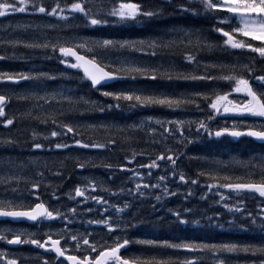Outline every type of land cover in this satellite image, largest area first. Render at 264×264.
<instances>
[{
    "label": "snow or ice",
    "instance_id": "1",
    "mask_svg": "<svg viewBox=\"0 0 264 264\" xmlns=\"http://www.w3.org/2000/svg\"><path fill=\"white\" fill-rule=\"evenodd\" d=\"M169 8L179 16L204 17L211 27L205 30L172 26L141 39L61 35L65 30L81 26L67 23L70 17L75 19L73 14L82 15L84 27L135 26L160 22L162 17L169 15ZM15 14L54 17L58 24L40 25L28 20L7 25L0 30V61L32 64L36 58L32 54L39 51L41 61L55 58L65 68L64 72L59 73L52 69L42 71L36 67H29L27 71L0 70V85L18 86L25 82L29 86L21 93L0 94V124L4 127L14 124L17 118L8 117L5 109L16 98L31 105L24 115L31 116L35 111L39 113L34 117L39 125L47 127L51 123L54 129L48 136L33 130L29 145L31 150L69 151L73 147L109 150L116 147L118 142H135L142 133L159 136L165 143L169 137L179 136L177 144L185 148L202 136L248 137L264 143V74L256 75L257 58L264 61V0H74L64 6L57 0L50 10L42 0H0V17L7 18ZM230 20L236 21L237 26L233 27ZM61 22L63 28L58 27ZM47 29L56 35H49ZM211 34H219L220 39L213 40ZM254 41L260 43L257 45ZM215 50H247L255 55L247 63H241L238 57L233 63L202 60L203 52ZM138 53L151 57L153 62L138 60ZM177 55L191 67V71L178 70L175 63ZM69 70H74L81 80L89 83L93 91L102 98H109L112 103L105 104L102 100L70 94L71 89L49 90L50 85L58 80L70 79ZM259 71L264 72V68ZM178 81L210 84L213 87L205 91L178 90ZM221 82H228L231 91L216 87ZM233 93L238 95L230 98ZM54 104L59 106L55 112L45 111ZM202 105H206L210 114L199 120L147 117L138 123L122 126L106 123L88 125L108 133L102 141L89 139L85 142L83 138H76L80 135L79 126L60 122L62 118H67L65 113L83 118L89 111L104 113L122 107L167 109L172 113H183L194 108L202 113ZM218 119H224L225 123L213 128L212 125ZM228 120L232 122L228 123ZM185 132L189 135L186 136ZM68 133L73 134L72 144L51 142L52 138L66 137ZM38 141L46 142L47 147L44 142ZM17 147L18 140L0 139V218H7L0 219V242L3 244L0 247V264H29L32 259L40 261V264H232L233 258L238 259L241 255L245 257V264H264V151L253 153L244 160L236 157L229 161L204 158V167L198 170L196 178L176 171L180 159L178 149L166 148L155 159L149 158L148 164L130 169L127 164L137 157L133 151L131 157L125 155L126 163L103 166L109 171L131 172L130 182L138 180L139 183H135L133 188H121L117 192L100 189L110 198H119L122 193H127L128 200L123 204H112L103 195L94 194L98 189L96 181L86 179L83 186H75L74 192L67 196L74 206L62 211L51 203L61 198L57 194L59 186L52 188L50 200L43 199L40 194L42 187L45 192L51 187L43 183L45 172L51 171L46 164L43 170L29 173L30 168L41 164L39 159L29 157L21 160L19 157L2 155ZM139 155L143 156V153ZM72 159L76 169L83 170L92 164L87 157ZM160 161L171 164L172 168L166 170L167 175L159 176L156 183H145L141 169H147L150 176L152 169H159ZM235 169H242L244 174L235 175ZM53 175L60 176L62 173ZM169 176L173 180L178 176L179 183L184 186L191 184L199 187L201 178L211 181L202 186L207 191L201 199L207 201L210 194L218 196L219 199L214 202L221 204L232 218L221 222L223 217L220 212L205 216L191 208H169L164 216H160L156 213L157 204L168 197L180 195L168 187ZM21 185L26 187L22 188ZM148 189H152L154 195L146 197ZM223 190H229V194ZM230 193L258 194L260 205L257 211H248L240 199L231 203ZM191 196L193 192L189 189L184 194V200L187 201ZM146 198L156 202L152 204L153 220H145L132 213L135 202ZM88 201L99 206L96 215L100 218L81 221V226L87 223L89 227H103L109 234V240H90L94 233L87 230L80 232L76 228V217L93 215V209L86 207ZM78 207H84L85 211L81 213ZM23 220L32 222L36 231L10 226L14 221ZM55 221H60L62 227L54 229L52 224ZM201 223L258 233L260 239L215 243L180 238H135L129 234L130 230L145 224L150 227H179ZM11 245H31L44 250L45 256L51 254L53 259H41L40 255L30 257L7 250ZM131 246H139V251L129 252ZM146 252L151 254L146 255ZM181 252L183 258L178 255Z\"/></svg>",
    "mask_w": 264,
    "mask_h": 264
},
{
    "label": "trees",
    "instance_id": "2",
    "mask_svg": "<svg viewBox=\"0 0 264 264\" xmlns=\"http://www.w3.org/2000/svg\"><path fill=\"white\" fill-rule=\"evenodd\" d=\"M39 2V0H38ZM46 7L50 8L57 3V0H42ZM61 6H64L66 3L74 2V0H59ZM169 15L162 17L161 21L158 23L150 24H137L135 26H117V27H84L83 26V17L81 14H73L75 19L72 17L69 18L67 23L69 25H81L79 28H73L72 30H65L63 35L69 36L78 34L83 37H105V38H116V39H141L147 36L153 35L157 30H163L172 26H180L185 28L193 29H205L211 27V24L204 17H193V16H179L176 13L172 12V9H168ZM31 20L33 23L41 24V22H50L54 21L53 18H48L44 16H30L27 14H15L9 16L6 19L0 18V24L5 22L8 24L13 23L16 25L18 23H23L25 21ZM229 23L234 26V21L230 20ZM6 26L0 25V30L4 29ZM64 24L62 23L60 28H63ZM228 30V29H226ZM213 40H219V34H211ZM259 44V43H255ZM220 50H215L212 52L205 51L201 54V58L204 62H213L214 57H221L222 61L225 63H233L239 55H246L245 50H233L231 52H218ZM36 58L32 64H25L20 61L8 62L0 61V70H9V71H27L29 67H36L42 71H48L49 69L54 70L55 72H64L65 68L61 64H57L51 61H41L39 56L41 53L37 51L32 54ZM255 54H251L253 56ZM138 60L143 61L144 63H152V58L147 55L136 54ZM213 57V58H211ZM159 60V57L156 58ZM258 59V58H257ZM58 62L57 59H53ZM259 63V59L256 61ZM41 65H40V64ZM50 63V64H49ZM175 63L180 71H191V67L187 66L185 62L182 61L179 55L175 58ZM258 69V67L256 66ZM262 67H260L261 69ZM262 74V72L260 71ZM217 73H213L216 75ZM257 74V75H261ZM70 79L67 80H58L57 82L50 85L49 90L53 89H71L72 93L77 96H85V98H90L92 100L103 101L105 104L112 103L109 98H102L98 92L93 91L89 83L81 80L80 76L74 71L69 70ZM165 83V82H161ZM179 85L178 90H189V91H205L209 87H213L210 84L203 83H187L184 81L176 82ZM220 84H223L221 82ZM218 86V85H217ZM28 84L21 82L18 86L12 84H3L0 85V93H21L24 89L28 88ZM9 106V116L16 117L14 124L8 127H4L0 124V139L12 138L19 141V147L15 148L11 152H5L2 155L12 156L13 158L19 157L21 160H26L29 157L37 158L41 161V164L35 168H30L29 173H33L36 170H43L44 165L51 170L50 172H45L44 184L50 185L51 187L45 192V189L42 187L39 191L43 199L50 200V193L52 188L59 186L57 189V194L61 197L58 201L62 203L61 210L64 208L73 207V203L67 198L69 193L74 192V188L77 185L83 186V182L86 179L94 180L97 182L98 189L94 193L95 195H103L105 199H109V202L112 204L120 203L123 204L125 200H128L127 193H122L119 198L112 197L105 192L100 191L101 188H107L110 192H117L121 188L129 189L133 188L135 183H139L138 180H131V172L112 170L109 171L106 169L103 164H112L114 166L126 163L124 157L128 155L131 157V153L135 151L137 153L136 159L127 164V167L130 169H136L139 165H146L150 162V159H155L157 155L161 152H164L166 148L178 149L180 153V159L177 161L176 171L183 172L186 176L190 178H196V173L201 167H204L202 160L204 158L209 159H219L221 161H229L232 157L239 158L241 160L247 159L253 153L259 154L264 151V144H259L249 138H231V137H220L217 139H204V137L195 140L191 145L185 147H179L176 139H169L167 142H163L159 136L152 137L145 134H140L136 137L135 142L131 144H121L117 143L116 147L109 150H92V149H80L78 147H73L69 151L65 150H54L52 152H38L31 150L29 145L31 142V134L33 130L42 136H48L50 131L54 130L51 123L47 127L39 125V122L34 119L39 113L33 111L31 116L24 115L28 112L31 105L25 102H22L16 98H13L10 101ZM58 105H52L50 108L45 111L55 112L58 108ZM204 111L207 115L209 114L206 105H202ZM80 111H84L81 109ZM189 113H196L194 108L189 109ZM173 113L167 109H129L127 107H122L120 109H111L104 113L99 111H89L86 112L83 118H80L78 115H69L65 113L67 118H62L61 123H70L74 127H78L80 133L76 138H83L85 142L89 139L91 140H103L105 139L108 133L98 129L90 128L88 125H98V124H115V125H125L138 123L145 120L147 117H169ZM197 114L200 112L197 111ZM210 141V142H209ZM44 142V141H38ZM51 142L55 143H73V134L68 133L66 137L61 138H52ZM45 147H47V143ZM193 145V146H192ZM150 149V150H149ZM162 150V151H161ZM156 151V152H155ZM159 151V152H158ZM143 153V156L139 155ZM87 157L90 158L92 164H90L86 169H76L73 164L74 157ZM68 157V159H65ZM191 157H200L201 159H190ZM159 169H152L151 175H148L147 169H141L142 174L144 175L145 183H156L157 178L162 175H167L166 170L171 169L172 165L160 161ZM231 171V169H229ZM61 172L62 175L56 176L53 173ZM244 172L242 169H235V175H243ZM211 181H206L205 179H200L201 186H192L188 184L184 186L179 183L178 176L173 180L169 176L168 187L172 191H178L180 195L174 197H168L162 203L157 204L156 213L160 216H164L167 209L171 208L173 210H182L184 208H191L195 212L203 213L205 216H212L216 212H220L223 220H230L232 218L231 214L227 212L226 209L222 207L221 204H217L214 201L218 200V196H213L210 194L207 201L201 199V196L204 192L207 191L206 188L202 186L205 183H210ZM21 187H26L21 185ZM191 189L193 196H191L187 201L184 200V194ZM229 194V191L225 192ZM154 195L152 189L146 190V197ZM231 203H236L238 199L244 201V207L248 211L255 213L260 205V199L257 195L243 194V193H230ZM54 201H51L53 203ZM156 203L152 199H143L137 200L135 202L136 206L132 209V213L138 215L140 218L145 220L155 219L153 213L152 204ZM87 208L93 209V215H82L79 219L80 221H87L92 218H100L96 215V210L98 205L94 204L91 201H88L86 204ZM81 213L85 211L84 207H78ZM240 214H237L239 216ZM127 218V217H126ZM191 219V217H189ZM81 226V224H80ZM83 226V225H82ZM81 226V227H82ZM98 229L97 227H95ZM120 233H116L119 235ZM135 238H160V239H187L195 241H205V242H248L253 240L260 239L258 233L243 232L235 228L217 227L214 225H209L206 223H201L200 225H181L179 227L175 226H165V227H150L147 224L138 227L137 229L130 230L129 233ZM139 246H131L129 252H138ZM151 253L146 252V255ZM181 258H183V252L178 253ZM232 264H245V257L241 255L238 259L233 258Z\"/></svg>",
    "mask_w": 264,
    "mask_h": 264
},
{
    "label": "rangeland",
    "instance_id": "3",
    "mask_svg": "<svg viewBox=\"0 0 264 264\" xmlns=\"http://www.w3.org/2000/svg\"><path fill=\"white\" fill-rule=\"evenodd\" d=\"M56 23H58L57 20H56ZM33 24H36V23H33ZM40 25H49V24H43L42 23ZM234 26H237V22L236 21H234ZM58 27H60V26L58 25ZM47 31H48V34L49 35H56V33L52 32L51 29H47ZM61 35H63V33H61ZM253 43H258V41L257 42L254 41ZM218 52H222V51H218ZM246 52H248V51L246 50ZM239 56H240L239 57V60H240L241 63H247L248 60H249V58L251 57V54L248 52V53H246V55H239ZM211 58H213V57H211ZM212 60H213V62L222 61L221 57H214ZM235 60H233V62ZM256 66L258 67V71L256 72V75L257 74H261L260 71H259V69H260V67L264 68V61L259 60V63L256 62ZM262 74H264V72H262ZM216 87H219V88L223 89L224 91H231V87L229 86L228 82H223V84H219L218 86L216 85ZM237 95L238 94L233 93L232 94V97H230V98H235ZM225 115H228V114H225ZM154 119H162V118H156V117H154ZM172 119L199 120V117L197 115V112L196 113H192V114L191 113H186V114H182V115H180L179 113L176 112V113H173L172 115H170V118H165L164 120H172ZM142 120H143V118H142ZM222 120H224V119H220V121H221L220 122V125H223L225 123V122H222ZM231 122H232L231 120H228V123H231ZM216 127L217 126H215V128ZM185 135L188 136L189 133L188 132H185ZM169 138L172 139L173 137H169ZM205 139H217V138H215V137L207 138L205 136Z\"/></svg>",
    "mask_w": 264,
    "mask_h": 264
},
{
    "label": "flooded vegetation",
    "instance_id": "4",
    "mask_svg": "<svg viewBox=\"0 0 264 264\" xmlns=\"http://www.w3.org/2000/svg\"><path fill=\"white\" fill-rule=\"evenodd\" d=\"M36 229L34 228V231H35ZM16 248V247H15ZM36 252H39V253H43V254H41V256L43 257V258H47V259H50L51 260V258H53V256L51 255V254H48L47 256H45V254H44V250H39V249H34Z\"/></svg>",
    "mask_w": 264,
    "mask_h": 264
},
{
    "label": "water",
    "instance_id": "5",
    "mask_svg": "<svg viewBox=\"0 0 264 264\" xmlns=\"http://www.w3.org/2000/svg\"><path fill=\"white\" fill-rule=\"evenodd\" d=\"M257 142L261 143L260 141H257ZM0 219H7V218H0ZM28 222H29V221H28Z\"/></svg>",
    "mask_w": 264,
    "mask_h": 264
},
{
    "label": "bare ground",
    "instance_id": "6",
    "mask_svg": "<svg viewBox=\"0 0 264 264\" xmlns=\"http://www.w3.org/2000/svg\"><path fill=\"white\" fill-rule=\"evenodd\" d=\"M210 142V141H209ZM193 146V145H192ZM150 150V149H149ZM162 151V150H161ZM156 152V151H155ZM159 152V151H158ZM181 160V159H180Z\"/></svg>",
    "mask_w": 264,
    "mask_h": 264
}]
</instances>
